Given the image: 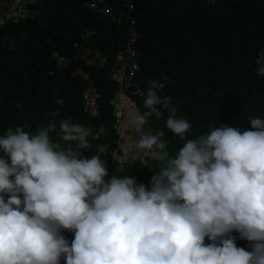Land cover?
<instances>
[{"label":"clouds","instance_id":"9594fccd","mask_svg":"<svg viewBox=\"0 0 264 264\" xmlns=\"http://www.w3.org/2000/svg\"><path fill=\"white\" fill-rule=\"evenodd\" d=\"M256 64L264 76V52ZM164 87L150 81L147 110L129 113L135 147L165 165L149 187L129 175L106 180V145L90 158L74 150L91 147L90 127L61 121L75 148L50 139L54 124L0 136V264H264V119L187 139L190 122L169 115L166 128L185 141L170 156L164 131L143 132ZM62 230L74 233L71 245Z\"/></svg>","mask_w":264,"mask_h":264},{"label":"trees","instance_id":"16d2710c","mask_svg":"<svg viewBox=\"0 0 264 264\" xmlns=\"http://www.w3.org/2000/svg\"><path fill=\"white\" fill-rule=\"evenodd\" d=\"M85 1L34 0L25 3L30 12L22 18L0 22V136L17 126L35 134L54 124L50 139L63 149L69 142L60 135L61 121L90 127L91 147L75 151L90 158L106 145L100 154L109 173L106 180L129 175L149 187L163 161L146 156L118 163L112 158V100L118 82L111 68L124 40V25L92 13ZM134 16L139 57L135 80L145 92L150 81L164 83L157 94L168 97L178 116L190 122L187 139L221 124L244 130L252 119H264V76L257 74L256 64L264 52V0H138ZM78 49L96 54L100 61L87 63L77 56ZM87 96L91 111L85 107ZM58 99L64 103L57 104ZM136 103L141 114L147 110L142 100ZM157 108L146 125L152 134L164 131L166 150L175 156L185 141L166 128L168 117ZM62 235L71 245L74 233L62 230ZM232 235L237 246L250 250L238 233ZM60 264H65L63 258Z\"/></svg>","mask_w":264,"mask_h":264},{"label":"rangeland","instance_id":"374dc122","mask_svg":"<svg viewBox=\"0 0 264 264\" xmlns=\"http://www.w3.org/2000/svg\"><path fill=\"white\" fill-rule=\"evenodd\" d=\"M34 0H0V22L7 19L18 20L25 16V14L30 11L26 9L25 3L32 2ZM77 56L84 59L87 63L94 61H100V58L94 53H91L85 49H78ZM119 56V53H118ZM122 65L119 62L118 57L115 59L112 68H111V77L118 82V89L114 95L113 103L114 109L116 111V124H115V153L112 158L116 162L120 161H143V157L153 156L146 150H140L135 147L136 141L139 139L141 134L139 130L135 129L129 120V113L133 110H138L136 101L138 99L142 100L144 103V98L140 95L131 91V89L123 87L118 80L120 75V66ZM84 76V74H82ZM136 83L138 85L137 79ZM139 89L143 91L138 85ZM89 89L87 87L86 91ZM92 104L87 106V111H90ZM143 132H150V128L145 125L143 127ZM73 148L77 146V142L72 144ZM78 147V146H77ZM76 147V148H77ZM75 148V149H76ZM74 149V150H75Z\"/></svg>","mask_w":264,"mask_h":264},{"label":"built area","instance_id":"2783aa9c","mask_svg":"<svg viewBox=\"0 0 264 264\" xmlns=\"http://www.w3.org/2000/svg\"><path fill=\"white\" fill-rule=\"evenodd\" d=\"M115 1L116 0H114L113 3H109V0H86L85 5L92 13L112 19L117 24L124 25L125 35L118 56L119 62L122 63L119 68L120 75L118 80L123 87L131 89L132 92L145 99L146 92L139 89L135 80L139 70V57L136 48L138 28L134 16L135 2L138 0H120L119 3ZM201 1L205 4H209L216 0ZM159 107L167 117H169V115H175L180 118L168 97L164 100V106L159 105Z\"/></svg>","mask_w":264,"mask_h":264},{"label":"crops","instance_id":"0c3cea01","mask_svg":"<svg viewBox=\"0 0 264 264\" xmlns=\"http://www.w3.org/2000/svg\"><path fill=\"white\" fill-rule=\"evenodd\" d=\"M90 103L92 104L89 96L86 97L85 99V107L87 108L88 105H90ZM93 106V105H92ZM87 110V109H86ZM92 110V108H90V111ZM75 143V141L73 142V144Z\"/></svg>","mask_w":264,"mask_h":264},{"label":"water","instance_id":"95a60500","mask_svg":"<svg viewBox=\"0 0 264 264\" xmlns=\"http://www.w3.org/2000/svg\"><path fill=\"white\" fill-rule=\"evenodd\" d=\"M69 143L73 144V142H69ZM69 143H68V144H69ZM68 144H67L64 148H66V147L68 146ZM64 148H63V149H64Z\"/></svg>","mask_w":264,"mask_h":264}]
</instances>
